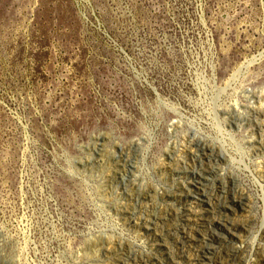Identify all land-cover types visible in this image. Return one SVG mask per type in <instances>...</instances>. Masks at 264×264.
I'll list each match as a JSON object with an SVG mask.
<instances>
[{
  "label": "rangeland",
  "instance_id": "rangeland-1",
  "mask_svg": "<svg viewBox=\"0 0 264 264\" xmlns=\"http://www.w3.org/2000/svg\"><path fill=\"white\" fill-rule=\"evenodd\" d=\"M0 264H264V0H0Z\"/></svg>",
  "mask_w": 264,
  "mask_h": 264
},
{
  "label": "bare ground",
  "instance_id": "bare-ground-1",
  "mask_svg": "<svg viewBox=\"0 0 264 264\" xmlns=\"http://www.w3.org/2000/svg\"><path fill=\"white\" fill-rule=\"evenodd\" d=\"M254 59V58H253ZM263 59V58H262ZM261 59V60H262ZM252 60V59H251ZM260 60V59H259ZM248 61V60H247ZM252 61H254V60H252ZM257 61V60H256ZM249 62V61H248ZM246 63V62H245ZM250 64V63H249ZM254 64V63H253ZM257 64V63H256ZM255 64V65H256ZM244 66V65H243ZM248 66V65H247ZM253 66V65H252ZM249 67H251V66H249ZM250 69V68H249ZM243 70H244V68H243ZM241 72V71H240ZM244 72V71H243ZM245 73V72H244ZM248 73V72H247ZM242 74V73H241ZM238 76H239V74H237ZM241 77V76H240ZM233 78V77H232ZM147 82V81H146ZM157 91V90H156ZM158 94V93H157ZM160 98V97H159ZM162 99V98H161ZM175 111H177V110H175ZM154 138V137H153Z\"/></svg>",
  "mask_w": 264,
  "mask_h": 264
}]
</instances>
